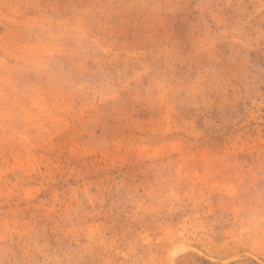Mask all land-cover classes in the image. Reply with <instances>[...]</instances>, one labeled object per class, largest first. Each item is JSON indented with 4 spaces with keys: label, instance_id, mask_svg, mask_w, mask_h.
Wrapping results in <instances>:
<instances>
[{
    "label": "rangeland",
    "instance_id": "1",
    "mask_svg": "<svg viewBox=\"0 0 264 264\" xmlns=\"http://www.w3.org/2000/svg\"><path fill=\"white\" fill-rule=\"evenodd\" d=\"M0 264H264V0H0Z\"/></svg>",
    "mask_w": 264,
    "mask_h": 264
}]
</instances>
